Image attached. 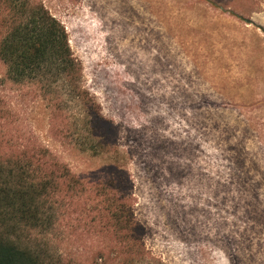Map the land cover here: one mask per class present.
<instances>
[{
  "label": "rangeland",
  "instance_id": "374dc122",
  "mask_svg": "<svg viewBox=\"0 0 264 264\" xmlns=\"http://www.w3.org/2000/svg\"><path fill=\"white\" fill-rule=\"evenodd\" d=\"M33 1L67 33L105 154L80 151L75 108L8 81L0 62V157L41 146L90 187L122 167L162 264H264V0ZM94 198L44 238L76 264L113 246L85 226Z\"/></svg>",
  "mask_w": 264,
  "mask_h": 264
},
{
  "label": "trees",
  "instance_id": "16d2710c",
  "mask_svg": "<svg viewBox=\"0 0 264 264\" xmlns=\"http://www.w3.org/2000/svg\"><path fill=\"white\" fill-rule=\"evenodd\" d=\"M0 62L8 81L37 84L44 99L58 101L52 105L58 111L75 108L81 125L74 133L80 151L93 157L105 154L103 137L91 127L87 94L79 88V67L67 33L41 4L0 0ZM109 167L111 177L90 187L44 147L35 148L30 155L0 157V264H76L66 254L51 251L44 238L61 218L74 213L75 202L88 193L95 196L96 206L85 205L83 214L94 213L85 226L96 231L98 224L97 233L109 235L113 244L102 249L91 264H162L149 256L142 243L123 193V168L115 163ZM79 216L82 214L76 219ZM38 235L43 240L35 239Z\"/></svg>",
  "mask_w": 264,
  "mask_h": 264
}]
</instances>
